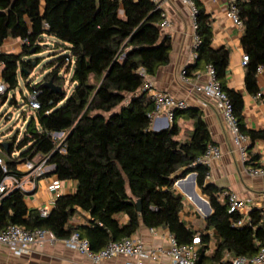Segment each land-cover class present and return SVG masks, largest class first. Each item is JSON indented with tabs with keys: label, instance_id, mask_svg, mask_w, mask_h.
Masks as SVG:
<instances>
[{
	"label": "trees",
	"instance_id": "trees-1",
	"mask_svg": "<svg viewBox=\"0 0 264 264\" xmlns=\"http://www.w3.org/2000/svg\"><path fill=\"white\" fill-rule=\"evenodd\" d=\"M191 1L197 10L199 44L197 59L184 71L191 77L196 71L215 69L240 132L250 139L246 165L262 168L253 147L264 141V131L246 128L243 96L228 87L230 53L213 48V21L204 0ZM236 7L244 25L241 45L250 59L245 68L246 89L264 101L257 79L258 68H264V0L238 2ZM162 21V11L152 0H0V49L9 39L23 42L18 54L0 52L7 88L1 97L4 102L19 90L20 79L33 89L32 76L43 63L44 44L47 39L55 41L53 58L44 64L48 73L36 86L41 108L30 116L22 137L17 133L0 142V158L8 168L5 174L0 165V184L7 175L22 177L18 166L38 156L48 160L60 181L77 184L73 194L57 198L46 218L40 210L27 207L23 191L2 196L0 233L11 226L47 229L59 240L78 233L97 253L113 242L134 237L145 225L168 230L180 245H190L200 236L198 264H231L238 257L256 256L264 247V211L252 209L250 223L238 227L242 217L230 214L220 200L224 190L207 181L210 170L200 161L208 147L216 144L202 114L175 113V118L187 115L194 123L185 141L178 139L176 124L161 132L152 129L149 116L154 106L146 98L139 72L154 77L171 61V40L161 30ZM71 73L74 89L68 96L66 76ZM51 80L62 93L43 87ZM10 105L18 107L15 97ZM61 133L66 134L65 154L55 152L52 138ZM193 173L199 194L212 209L205 233L192 230L182 220L186 201L175 189L179 179ZM80 212L89 216L87 224L72 225ZM122 216L128 217L126 224ZM211 230L220 244L207 254Z\"/></svg>",
	"mask_w": 264,
	"mask_h": 264
},
{
	"label": "crops",
	"instance_id": "crops-1",
	"mask_svg": "<svg viewBox=\"0 0 264 264\" xmlns=\"http://www.w3.org/2000/svg\"><path fill=\"white\" fill-rule=\"evenodd\" d=\"M163 14H165L170 26L161 29L165 36L171 40V61L167 66L161 67L151 82L154 87L169 93L178 100H185L189 106L187 111H196L202 114L211 132L213 141L222 152L221 158L211 163L209 168V183L221 190H230L240 198L251 200L249 211L260 209L264 211V177H255L250 174L251 166H247L241 160V154L233 142V135L222 116L216 111L213 103L199 91L209 81L207 69L193 73L191 77L183 80V71L194 64L196 28L192 7L183 0H152ZM207 13L213 21V48L216 50L227 49L230 53L229 68L227 74L228 87L240 93L244 99V121L250 131H264V101L259 97L251 96L245 84L246 69L242 66L245 54L241 45L244 29L237 27L227 16L228 0H204ZM53 39H47L48 42ZM22 42L9 39L3 49L6 53H20ZM261 95L264 96V72L257 74ZM146 98L148 99L147 95ZM176 124L179 128V140H187L193 131L194 123L187 115H177L173 122L159 121L153 126V131L169 129ZM250 145V144H249ZM254 153L260 156L259 165L264 168V141H257L253 147ZM254 168V167H253ZM54 175L38 180V187L30 191L25 197L29 209L53 208L59 196L73 194L77 184L75 182H63L57 193L48 190V183ZM175 189L186 201V208L181 214L182 220L192 230L205 233L206 219L209 209L205 198L199 195L197 178L190 175L184 182L176 183ZM207 208V212L205 211ZM212 214V213H211ZM89 216L85 213L73 219L72 225L87 224ZM121 222H128L127 216L121 217ZM168 230H152L142 225L134 238L144 243L147 251L162 250L163 254L156 261H146L145 264H171L169 256L170 243L167 238ZM211 238L210 250L214 251L220 244V238L213 231H208ZM128 258L118 257L103 261L99 264H126ZM135 261V259L133 260ZM0 264H93L87 257L76 250L69 248L64 240H58L55 244L43 246L35 245L29 254L16 255L8 248L0 245Z\"/></svg>",
	"mask_w": 264,
	"mask_h": 264
},
{
	"label": "built area",
	"instance_id": "built-area-1",
	"mask_svg": "<svg viewBox=\"0 0 264 264\" xmlns=\"http://www.w3.org/2000/svg\"><path fill=\"white\" fill-rule=\"evenodd\" d=\"M183 1L190 4L194 17H196L197 10L194 3L191 0ZM247 1L249 0H228L227 16L240 29H244V25L240 19L236 4L238 2ZM162 18L163 21L160 27L161 29H166L170 26V23L163 13ZM195 28L197 29L196 23ZM198 44L199 38L196 35L195 51ZM3 47L0 49V52L5 51ZM196 59L197 53L195 52L194 60ZM249 61V56L244 54L242 66L246 68ZM3 67V62H0V98L7 91L2 79ZM207 72L209 81L203 88L199 89V91H201L204 96L213 103L216 111L222 116L225 123L228 125L233 135V142L241 154V160L246 164V161L248 160L247 150L250 144V139L240 132L237 119L233 112L232 103L226 93L223 92L222 86L217 79L215 69L213 67H209ZM257 72L258 74L263 73L264 68H258ZM139 75L145 81L144 93L154 106V109L149 116L152 127L156 126L159 121H163L165 119L168 123L173 122L177 111H185L189 108L185 100H178L169 93L156 89L151 82V77L144 70H141ZM182 78L183 80H186L187 78L185 71L182 73ZM39 95L40 90L34 86L26 101L29 112L34 113L41 108L38 100ZM52 138L56 147L55 152L59 151L60 153L65 154L66 148L64 146V141L66 139V134H53ZM221 156L222 152L220 148L216 145H210L200 163L209 167L211 163L218 161ZM0 165L3 172L8 174V168L2 158H0ZM53 170L54 167L48 165V160L39 156L35 160L22 162L18 166V171L23 174V176L19 177L18 175H7L0 184V201L2 196L7 195L13 190H21L26 195L30 193V191L36 190L38 187V180L40 178L47 177V175H53ZM250 174L255 177H264V168H252L250 170ZM209 179L210 175H208L207 181H209ZM62 184L63 182L54 176L48 183V190L51 193H57L61 189ZM220 200L228 205V211L230 214H238L242 217L237 224L238 227H242L250 223L249 213L251 211H249V204L252 202L251 200L242 199L230 190H224L220 194ZM51 209L52 208L50 207L40 209L41 217H48ZM167 238L170 243L169 256L171 264H198L200 250L202 247L200 236L195 237L190 245H180L170 232L167 234ZM58 240L59 239L56 235L47 229H37L31 231L18 226H11L0 233V245L5 246L16 255L29 254L32 247L35 245L43 246L46 244H55ZM64 242L69 248H72L81 255L87 257L93 264H99L103 261L112 260L118 257L128 258L126 264H145L146 261L156 262L163 254V251L160 249L147 251L144 243L134 237L126 238L121 242H113L97 253L91 250L89 241L87 239H83L78 233H75L69 239L64 240ZM134 259L135 261H133ZM231 264H264V247L256 256L252 258L238 257L233 259Z\"/></svg>",
	"mask_w": 264,
	"mask_h": 264
},
{
	"label": "rangeland",
	"instance_id": "rangeland-1",
	"mask_svg": "<svg viewBox=\"0 0 264 264\" xmlns=\"http://www.w3.org/2000/svg\"><path fill=\"white\" fill-rule=\"evenodd\" d=\"M45 46L47 48H45ZM54 46V40L53 42L51 41L44 44V50L40 54V56L44 58L43 63L36 69L32 76V78L35 79V81L33 82L34 86H37L40 82H42L43 78L48 73L47 70H44V64H46L53 58L52 50ZM71 78L72 73L66 76L67 82L65 84V89L68 96L71 95L74 89V87L70 84ZM29 93L30 90L26 87L25 82L20 79L19 90L10 93L9 100L7 103L0 98V142H3V140L5 139H10L14 137L17 133H19V136L22 137L25 130L27 129L28 123L30 121V116L32 115V113L29 112L28 105L25 101V98H28ZM14 97L18 102V107L10 105V101ZM23 114H27V118H25ZM205 199L208 201L207 198ZM205 211L207 212V208Z\"/></svg>",
	"mask_w": 264,
	"mask_h": 264
},
{
	"label": "water",
	"instance_id": "water-1",
	"mask_svg": "<svg viewBox=\"0 0 264 264\" xmlns=\"http://www.w3.org/2000/svg\"><path fill=\"white\" fill-rule=\"evenodd\" d=\"M43 87L46 88V89L51 90V92H52V93H55V94H60V93H62V88L57 87V86L54 84L53 80H51L50 82L45 83V84L43 85ZM168 127H169V123L167 122L166 128H168ZM166 128H164V129L161 130V131L166 130ZM161 131H156V132H161ZM6 147H7V145H6ZM190 176H191L194 180H196V178H197V175H196L195 173L191 174ZM184 180H185V178H184V179H179V180L177 181V183H178V182L182 183V182H184ZM199 195H200V194H199ZM200 196H201V195H200ZM205 202H206V204H207V206H208V209H209V214H208V216H207V217L209 218V217L211 216L212 209H211V206H210L209 201L205 200ZM138 210H139V212L142 211V202H139V203H138Z\"/></svg>",
	"mask_w": 264,
	"mask_h": 264
}]
</instances>
